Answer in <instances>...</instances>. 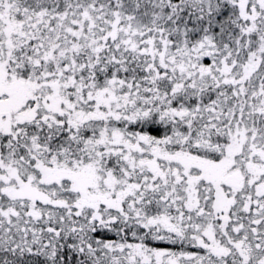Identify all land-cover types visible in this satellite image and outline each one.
<instances>
[{
  "label": "snow or ice",
  "instance_id": "obj_1",
  "mask_svg": "<svg viewBox=\"0 0 264 264\" xmlns=\"http://www.w3.org/2000/svg\"><path fill=\"white\" fill-rule=\"evenodd\" d=\"M0 264H264V0H0Z\"/></svg>",
  "mask_w": 264,
  "mask_h": 264
}]
</instances>
